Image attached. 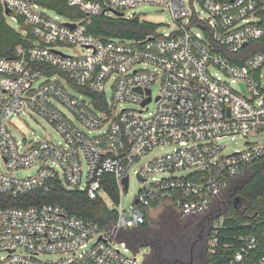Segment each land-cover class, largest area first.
<instances>
[{"label": "built area", "instance_id": "1", "mask_svg": "<svg viewBox=\"0 0 264 264\" xmlns=\"http://www.w3.org/2000/svg\"><path fill=\"white\" fill-rule=\"evenodd\" d=\"M148 4L169 13L170 31L153 28L132 40L87 31L97 16H138L140 22L130 11ZM68 5L83 17L59 22L34 0H0L6 24L16 22L22 39L12 58L0 57V197L8 202L60 187L97 200L101 193L110 197L103 185L109 176L117 207H107L98 222L58 204L0 206V264H137L143 243L131 246L128 234L145 224L154 203H167L183 219L203 216L264 157V54L230 59L239 60L249 42L264 37V0ZM64 46L84 54H63ZM89 93L102 96L104 108ZM124 104L132 108L117 110ZM31 114L58 140L14 136L9 118ZM237 135L254 142L224 155L220 141ZM156 149L169 152L151 157ZM24 171L34 173L19 177ZM131 174L143 187L127 208L121 198ZM218 219L209 232V260L216 254ZM256 247L254 236H240L224 264H264V256L253 257Z\"/></svg>", "mask_w": 264, "mask_h": 264}, {"label": "trees", "instance_id": "2", "mask_svg": "<svg viewBox=\"0 0 264 264\" xmlns=\"http://www.w3.org/2000/svg\"><path fill=\"white\" fill-rule=\"evenodd\" d=\"M93 1V0H85ZM43 9L53 11L56 15L68 20H80L83 17L81 12L68 5V0H34ZM264 27V25H263ZM154 27L152 25L135 23L119 18L109 19L103 16L92 18L87 26V31L96 37L104 39L132 40L142 38L149 34ZM22 43L21 34L6 24L0 6V57L12 58L14 49ZM232 62L240 63L252 53L261 52L264 54V37L260 40H252L248 43ZM92 99H99L101 108L105 106L102 96L88 94ZM109 176L103 179L104 190H106L114 202L117 201L116 188L108 183ZM239 186L232 188L235 196L240 198L239 206L230 208L229 212L219 214L222 225L217 230L215 237L217 244L214 247L216 254L208 259L207 264H224L228 256L238 247L240 236L252 235L257 241L256 250L253 257L264 256V157L257 159L245 172V176L239 180ZM6 197H0V206H30L34 204H58L67 209L74 215L81 218H88L102 222L103 215L108 213L105 202L101 199L90 200L86 194L80 192H66L58 187L48 194L34 191L17 197L13 201H5ZM8 200V199H7ZM156 203H154L155 205ZM153 205V206H154ZM218 219V220H219ZM130 232L128 235L131 236ZM228 248V249H225Z\"/></svg>", "mask_w": 264, "mask_h": 264}, {"label": "rangeland", "instance_id": "3", "mask_svg": "<svg viewBox=\"0 0 264 264\" xmlns=\"http://www.w3.org/2000/svg\"><path fill=\"white\" fill-rule=\"evenodd\" d=\"M132 14H139L140 15V24H146V25H152L158 33H163V32H168L170 29H168L167 25L170 24V16L169 13L166 10H162L156 6L153 5H140L135 7L130 11ZM44 14L55 18L57 15L48 9L44 11ZM65 20L64 17H58L59 22H63ZM14 30L18 32L19 27L16 22L9 21L8 22ZM62 53L67 54V55H81L84 54V51L79 48H72L71 46H64L62 48ZM44 81V80H42ZM71 92V91H70ZM157 92V87L154 88L153 94H156ZM72 93V92H71ZM73 94V93H72ZM107 96H110V91L107 90ZM126 107V108H132V106L124 104L121 106L117 107V110H119L121 107ZM56 107L62 111L65 115L69 116V113L61 108L60 106L56 105ZM154 104L151 103L149 106V110L153 109ZM10 122L12 123L13 127L12 132L13 135L16 136L17 138H22L24 137L28 141H32L33 139H53L55 141L58 140L57 135H55L54 130L50 125H47L41 118H38L35 115H19V116H14L9 118ZM254 142V139L251 137H244L243 135H237L233 140L232 137H227L225 139H222L220 141L221 144H223L226 149L224 150L223 154H229L232 153L234 150L238 149H243L248 143ZM169 150H160L156 149L152 152V156L159 155V154H166L168 153ZM34 171H24V172H19L18 176L19 177H26L27 175H33ZM189 172H178L175 173L174 176L176 177H185L187 176ZM245 176V173L238 177L234 182L230 185V188L228 190H232V188H236L239 186V180H241ZM129 189L126 194H124L121 198V202L125 207H129L134 203V199L136 198V195L138 192L141 190L143 187V184H139L138 181L135 179V176L133 174L130 175L129 178ZM100 199L105 202V205L110 208L114 209L116 208V202H114L110 197L107 195L101 193L100 194ZM222 204L215 206L213 209L212 217L216 219V215L223 214L229 212L231 207H228L227 204L223 203L224 202V197L222 198ZM174 214V210L172 207L168 206L167 203H157L154 206H152L149 211L147 212L146 215V224H148L149 229L151 231L157 230L160 228L162 225V222H166L167 224L169 223L168 219L171 218V216ZM215 221V220H214ZM128 238L130 239V244L131 246H135L136 243L131 239V236L128 235ZM137 253V264H142L145 260V256L148 255L149 248L143 245H140L138 247ZM49 259V258H47Z\"/></svg>", "mask_w": 264, "mask_h": 264}, {"label": "flooded vegetation", "instance_id": "4", "mask_svg": "<svg viewBox=\"0 0 264 264\" xmlns=\"http://www.w3.org/2000/svg\"><path fill=\"white\" fill-rule=\"evenodd\" d=\"M223 197V203L228 207L239 206L234 190L226 191ZM222 200L203 216L183 219L174 212L168 219L169 223L162 222L157 230L151 231L146 222L137 227L131 239L135 243L141 241L147 244L150 252L142 264H207L209 230L213 223L211 215L215 206L222 204Z\"/></svg>", "mask_w": 264, "mask_h": 264}, {"label": "water", "instance_id": "5", "mask_svg": "<svg viewBox=\"0 0 264 264\" xmlns=\"http://www.w3.org/2000/svg\"><path fill=\"white\" fill-rule=\"evenodd\" d=\"M7 13V11H5V14ZM132 21L133 22H135V23H138L139 22V17L137 16V17H135L134 19H132ZM70 27H73V25H71V24H68ZM150 102V99H147L145 102H144V104H147V103H149ZM123 183H124V185H125V187H126V189H127V187H128V184H127V179L125 178L124 179V181H123ZM235 200H236V202L237 203H239V200H240V198H238V197H235ZM218 218H220V216L219 215H216V219H218ZM215 219L214 218H212V222L214 221ZM211 228V227H210ZM209 232H210V230H209ZM143 246H148L147 244H143Z\"/></svg>", "mask_w": 264, "mask_h": 264}]
</instances>
